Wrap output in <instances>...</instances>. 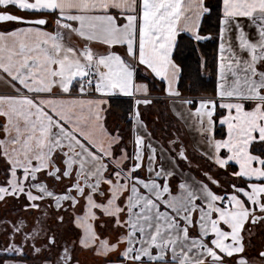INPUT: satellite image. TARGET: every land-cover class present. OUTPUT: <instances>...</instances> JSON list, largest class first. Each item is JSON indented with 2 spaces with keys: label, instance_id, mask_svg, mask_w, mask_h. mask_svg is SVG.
I'll return each instance as SVG.
<instances>
[{
  "label": "snow or ice",
  "instance_id": "snow-or-ice-1",
  "mask_svg": "<svg viewBox=\"0 0 264 264\" xmlns=\"http://www.w3.org/2000/svg\"><path fill=\"white\" fill-rule=\"evenodd\" d=\"M0 209V264H264V0H0Z\"/></svg>",
  "mask_w": 264,
  "mask_h": 264
},
{
  "label": "trees",
  "instance_id": "trees-1",
  "mask_svg": "<svg viewBox=\"0 0 264 264\" xmlns=\"http://www.w3.org/2000/svg\"><path fill=\"white\" fill-rule=\"evenodd\" d=\"M214 50H215L214 43L207 44L205 48L200 49L201 52H206L209 58H211V56L214 55ZM182 59L185 61V63H187L190 66L189 70L194 74L195 68H196V61L198 59L197 54L195 52H190V51L185 50L182 55ZM209 81H211V77H209ZM208 86L210 88L211 83H209ZM185 95H191V93H185ZM112 110H115L117 111L118 114H120V118H121L120 122H122L126 127L127 126V112L125 110V106L120 105V104H113ZM162 120H163V117H162ZM109 122L113 125L116 124V123L114 124V122H111L110 118H109Z\"/></svg>",
  "mask_w": 264,
  "mask_h": 264
},
{
  "label": "rangeland",
  "instance_id": "rangeland-1",
  "mask_svg": "<svg viewBox=\"0 0 264 264\" xmlns=\"http://www.w3.org/2000/svg\"><path fill=\"white\" fill-rule=\"evenodd\" d=\"M160 104H161V103H160ZM160 104L157 105V109L154 110L153 114L150 115V116L148 117V119H153V118H154L153 116L155 115V113H156L157 111H159V112L162 111V112H163V108H164V106L161 107ZM161 108H162V110H161ZM113 111H115V110H113ZM115 112H117V111H115ZM163 113H164V112H163ZM163 119L165 120V117H164V116H163ZM110 120H111V122H114V124L116 123V124L124 125L122 122H120V119L117 120V118H115V117L110 118ZM124 126H125V125H124ZM126 127H127V126H126ZM6 211H7V210L0 209V216L5 215V214H6ZM80 258H81L82 261H85L86 264H91V257L88 256V254H82ZM26 264H34V261H33V259L31 258V254H29V259L26 261ZM35 264H38V261H36Z\"/></svg>",
  "mask_w": 264,
  "mask_h": 264
},
{
  "label": "crops",
  "instance_id": "crops-1",
  "mask_svg": "<svg viewBox=\"0 0 264 264\" xmlns=\"http://www.w3.org/2000/svg\"><path fill=\"white\" fill-rule=\"evenodd\" d=\"M160 105H161V107L164 106V108H163V112H164V117H165V119H167V120H172V121L174 122V118L171 116V114H170L169 111H168L169 106H168L167 102H162ZM161 110H162V108H161ZM161 112H162V111H161ZM111 117H115V118H117V120H118V119L121 120V118H120V114H118L117 112H115V111H113V110H112V114L109 116V118H111ZM149 120H151V119H149ZM163 121H164V119L162 120V122H163Z\"/></svg>",
  "mask_w": 264,
  "mask_h": 264
}]
</instances>
